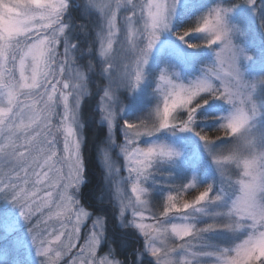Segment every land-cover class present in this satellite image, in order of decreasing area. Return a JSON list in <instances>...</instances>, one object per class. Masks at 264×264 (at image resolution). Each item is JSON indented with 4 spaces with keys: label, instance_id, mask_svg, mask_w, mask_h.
I'll return each instance as SVG.
<instances>
[{
    "label": "snow or ice",
    "instance_id": "1",
    "mask_svg": "<svg viewBox=\"0 0 264 264\" xmlns=\"http://www.w3.org/2000/svg\"><path fill=\"white\" fill-rule=\"evenodd\" d=\"M181 7L182 0H0V200L19 209L40 264L70 256L86 221L91 231L70 264H264V98L257 99L264 68L248 75L254 56L246 46L247 20L234 19L242 7L250 9L264 31V3L215 0L191 25L174 31ZM199 7L197 0L186 5ZM165 33L188 49H209L212 59L187 80L175 64H166L154 77L156 106L125 118ZM193 34L203 39L189 42ZM85 47L90 76L76 67ZM93 77L99 86L89 120L106 125L107 136L94 145L100 181L85 206L77 197L88 183L81 98ZM121 90L132 98L128 103ZM211 101L227 110L212 117L217 124L208 131L198 127L199 113ZM116 126L126 176L107 151ZM179 133L199 138L215 172L208 183L184 174L199 170L201 158L159 139ZM218 141L223 146L215 147ZM117 218L121 237L114 242L108 223ZM0 223L6 234L15 233L3 213ZM221 232L243 238L220 246L212 236ZM98 249L106 254L98 257Z\"/></svg>",
    "mask_w": 264,
    "mask_h": 264
},
{
    "label": "rangeland",
    "instance_id": "2",
    "mask_svg": "<svg viewBox=\"0 0 264 264\" xmlns=\"http://www.w3.org/2000/svg\"><path fill=\"white\" fill-rule=\"evenodd\" d=\"M208 0H197L198 3H202ZM103 2V0H101ZM189 0H182V7L178 11V15L174 25V31H180L183 28L191 25L195 19L196 15H199L200 12L207 9V7L211 6L215 3V0H211L208 2L207 5L198 8L196 11H191L186 13L190 10L186 8ZM259 2L264 3V0H259ZM183 13H186L183 15ZM78 16V13L75 14ZM240 16H244L247 20V26L249 30V39L247 41V48L254 56V59L249 62L247 65L248 68V75L255 76L261 74V69L264 68V31H262L259 27L258 20L256 17L252 16L251 10L247 8H241L238 10L236 17L234 19H238ZM189 42L198 43L200 42L203 37L198 34H193L186 38ZM83 41V37H81ZM92 40H95V30H93L91 37L87 41V44L90 45ZM95 48L97 50V60L99 59L98 56V49H99V41H96ZM59 53H63V45L58 48ZM79 57V56H78ZM62 58V56H61ZM82 57H79L80 60ZM212 59V53L207 48H200V49H188L185 44L179 41L175 35L171 33H165L161 37L160 43L157 45L155 50L151 54L150 62L147 67L148 79L145 81L144 85L140 89V91L136 94L135 102L132 107H130L126 113L125 118L134 119L137 116L146 115L147 112L154 108L158 102V97L153 94V88L155 87L154 77L157 76L161 68H163L166 64H175L177 69L180 70L185 77V79L194 78L199 73V68L209 62ZM83 60L85 64L77 63L76 67L86 76H89L87 72L86 66L89 64V53L88 48L85 47ZM92 60L91 63L94 65L96 64ZM98 79V78H97ZM106 83V81H105ZM89 83L86 84V93L81 98V107L84 100L90 95ZM259 87V86H258ZM122 99H124L125 103H128L129 100L132 98L128 95L127 92L121 90ZM264 98V91L257 96V99L260 100ZM96 110V106H95ZM227 110V105H222L218 101H211L209 105L205 106L200 110L199 113V124L198 127H203L206 130H212L215 125L207 126V123H214L215 120L212 117L220 116L224 114ZM58 111H62V106ZM81 123L83 121L81 120ZM84 124V123H83ZM105 128V135L102 139L106 138L107 136V126L104 125ZM260 127H264V124H261ZM82 134L84 140L86 141L85 135V128L82 130ZM112 137L115 142L113 147L108 148L107 151L109 153L110 158L115 163L116 167L121 169L120 175L126 176L127 172L124 169V159L123 154L120 152L119 147H115V145H122L124 143L122 133L119 130V126H116L112 130ZM160 140L164 142L174 144L177 147L182 148L188 156H196L197 158H201V165L200 169L193 173L190 169L186 170L184 174L186 175H197L199 181L202 184L208 183L210 180L213 179L215 172L214 169L210 166V162L208 160L207 154L203 152V147L199 138L194 136L192 133H179L175 137L167 134H162L159 137ZM224 142L218 141L215 147L223 146ZM62 137H61V144L60 148L62 149ZM84 150V147L83 149ZM103 147L98 156L99 166L100 168L103 167ZM82 155L84 157L83 151ZM83 186V185H82ZM81 186V188H82ZM81 191V190H80ZM77 193V197L79 198V193ZM128 194L131 195L130 186L128 187ZM159 196V194H157ZM112 197L115 200L116 198V188L113 185L112 189ZM80 199V198H79ZM81 201V200H80ZM84 205V204H82ZM86 206V205H85ZM85 210H89L87 207ZM0 213H3L6 217L10 218L11 226L8 229L10 233L6 234L3 229V224L0 223V264H40V258L36 255V251L31 244V239L28 234V225L20 216L19 209L13 207V205L5 200H0ZM111 215V213L109 214ZM126 215L131 218V210L126 213ZM33 222H35V218H33ZM115 226L120 223L119 219L113 220ZM146 223H151V221H145ZM87 227H82V239L79 242L76 249H73L71 255H75V253L79 250V246L83 244V237L86 236L91 231V222H85ZM109 225V224H108ZM110 226H108V231ZM117 228V227H116ZM18 235V242L14 245L13 241L16 236ZM241 238H243V233L238 234L237 236H233L230 233H216L212 236V240L214 243L220 246H231L235 242H238ZM5 244V248L2 246ZM112 247V245H109ZM114 249V248H113ZM98 257L101 255L106 254V252H101L100 249L97 250ZM70 256L63 257L59 264H70L71 260ZM110 259H117L115 256H110Z\"/></svg>",
    "mask_w": 264,
    "mask_h": 264
},
{
    "label": "trees",
    "instance_id": "3",
    "mask_svg": "<svg viewBox=\"0 0 264 264\" xmlns=\"http://www.w3.org/2000/svg\"><path fill=\"white\" fill-rule=\"evenodd\" d=\"M208 1H204L202 3H199L201 7L208 4ZM199 7V8H201ZM191 11H188L186 13H189ZM186 13H183L186 14ZM85 50V48H84ZM79 58V57H78ZM80 65L85 64L83 57L79 60ZM96 63V60L94 61ZM89 76L92 75L91 73H88ZM99 86V79L96 77H93L92 81L89 84V96L84 100L82 107H81V120L85 124V135H86V141H85V147L83 151L84 158L87 161V176L86 180L88 181L87 185H83L81 188V191L79 193V198L81 200V203L84 205H90L93 200V194L99 187V181H100V171L97 167V158L94 157L95 154V143L102 139L105 135V127L100 128L98 123L90 121L89 117H91L95 111V106L97 103L96 99H93L94 93L96 91V88ZM98 99V98H97ZM216 121L214 123H207V126L215 125ZM210 131V130H209ZM213 136L215 134H212ZM110 226L108 231V236L110 240L116 242L119 241L121 237V231L120 229L116 228L113 220H110L108 223ZM112 247L116 248L115 243L111 244ZM2 246L5 248V244H2ZM117 259H122L120 256H115Z\"/></svg>",
    "mask_w": 264,
    "mask_h": 264
}]
</instances>
